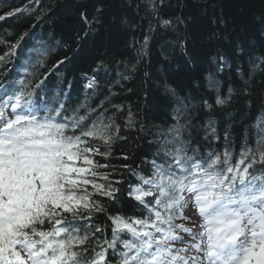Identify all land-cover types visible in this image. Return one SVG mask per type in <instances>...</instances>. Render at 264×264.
I'll use <instances>...</instances> for the list:
<instances>
[{"label":"snow or ice","instance_id":"1","mask_svg":"<svg viewBox=\"0 0 264 264\" xmlns=\"http://www.w3.org/2000/svg\"><path fill=\"white\" fill-rule=\"evenodd\" d=\"M141 6L148 34L142 42H131L140 45L133 57L136 63H117L137 70L150 58V42L156 38L164 41L161 52L174 43L188 54L187 35H177L185 18L165 11L172 7L171 0H141L135 5L137 15ZM31 11L27 5L15 7L0 13V21ZM103 15L100 8L91 18L80 13L88 27L85 36L103 27ZM212 22L226 24L222 17ZM27 35L14 43L0 37L6 49L0 54V70L6 73L8 59ZM76 39H81L79 34ZM69 59L57 60L48 71ZM213 61L216 70L223 71L228 58L218 53ZM101 69L107 71L103 59L91 76L85 74L84 87L91 96L70 110L67 97L49 106L37 91L44 79L36 77L34 86L20 80L19 87L6 74L0 80V264H264V52L248 53L247 68H236L240 86H229L226 93L209 73L208 87L216 92L211 101L163 85L172 107L169 121L147 133L152 137L150 158L136 169L121 165L137 177L126 195L140 215L108 214L94 199L98 195L116 201L120 188L114 184L122 182L98 171L112 166L94 157H111L113 146L129 139L122 131L137 136L146 132L130 110L123 125L117 122L123 106L112 103L116 93L111 85L106 91L101 88ZM116 75L128 79L119 70ZM144 76L150 78V73ZM93 97L99 102L91 103ZM237 98L248 109L259 101L253 119L246 116L238 122L240 113L231 115ZM110 108L112 115H106ZM188 210H194L199 221L186 215ZM93 213L107 215L110 237L100 223H79L91 221Z\"/></svg>","mask_w":264,"mask_h":264},{"label":"trees","instance_id":"2","mask_svg":"<svg viewBox=\"0 0 264 264\" xmlns=\"http://www.w3.org/2000/svg\"><path fill=\"white\" fill-rule=\"evenodd\" d=\"M140 3L141 0H38V3L35 0L33 3H29V0H0V13L24 5L32 10L31 14H18L19 18L9 17L0 21V37L6 40L14 43L20 35L28 34L8 59L6 73L0 70V80L6 74L10 80L17 81L22 68H29L31 71L25 74L27 79L24 83L34 86L37 83L36 77L44 79V84L37 91L42 97H47L49 106H55L57 100L65 101L67 97L70 110L76 107L78 101H83L86 95L91 96V91L84 87L85 74L91 76L97 61L103 59L107 71H100L98 78L101 88L106 91L111 85L112 91L116 93L112 103L123 106V111L117 113V122L123 125L130 110L137 124L146 129L139 136L136 132L122 131L121 135H127L129 139L114 145L111 157H94L99 163L112 166L98 171L107 172L112 181H122L114 184V187L120 188L116 201L98 195L94 197L106 206L111 215L118 212L125 216L141 214L140 209L134 212L132 205L135 202L126 195L129 184L138 182L137 177L121 165L131 164L136 169L142 159L146 156L150 158L152 148L148 141L152 137L147 133L153 131L155 125L169 121L168 113L172 107L163 85L170 84L182 95L191 93L197 100L203 96L211 101L216 92L214 88L208 87L209 73L220 81V88L226 93L229 86H240L236 68L237 65L247 68L248 53L258 55L264 52V0H171L172 7L165 11L167 15H181L185 18L177 35H187L188 54L174 43L165 45V51L161 52L164 41L156 38L150 42V58L138 64L137 70L132 71L130 65L126 70L124 64L117 62L131 60L136 63L133 57L136 55L135 49L140 45L131 42L133 39L142 42L148 34L143 6L139 15L135 8ZM97 8L103 10L104 25L85 36L88 27L80 13L85 12L91 18ZM38 15L41 17L39 20L36 19ZM217 17H222L226 24H214L212 21ZM77 34L81 37L79 41L76 39ZM241 48L243 54L239 52ZM5 50L4 45L0 44V54ZM218 53L228 58L223 71H217L213 61ZM65 57L70 59L58 69L48 71L57 60ZM41 63L44 67L40 66ZM117 70L128 75V79L121 80L116 75ZM145 71L150 73V78L144 76ZM41 74H46V79ZM117 80H120L118 85L115 83ZM259 91L257 86V93ZM99 99L102 100L103 96ZM98 102L95 97L91 100L93 104ZM257 108L258 100L255 108L248 109L237 98L230 112L233 116L240 113L237 116L240 122L246 116L253 119ZM112 111L110 108L106 115H112ZM101 151H104L103 147ZM123 155H128L129 159L124 160ZM97 180L104 182L99 178ZM88 191H93L91 186H88ZM92 215L91 221L79 223L84 227L100 223L106 228L105 235L110 237L111 221L107 215Z\"/></svg>","mask_w":264,"mask_h":264},{"label":"rangeland","instance_id":"3","mask_svg":"<svg viewBox=\"0 0 264 264\" xmlns=\"http://www.w3.org/2000/svg\"><path fill=\"white\" fill-rule=\"evenodd\" d=\"M26 69H27V71H25ZM30 71L31 70L29 68H22L19 78H23L24 79V75L27 74ZM188 212H190V214L188 216H191L194 220L199 221L200 218L195 215L194 210H188ZM189 226H191V225H189Z\"/></svg>","mask_w":264,"mask_h":264},{"label":"bare ground","instance_id":"4","mask_svg":"<svg viewBox=\"0 0 264 264\" xmlns=\"http://www.w3.org/2000/svg\"><path fill=\"white\" fill-rule=\"evenodd\" d=\"M49 40V39H48ZM49 41H51V40H49ZM19 68V67H18Z\"/></svg>","mask_w":264,"mask_h":264}]
</instances>
